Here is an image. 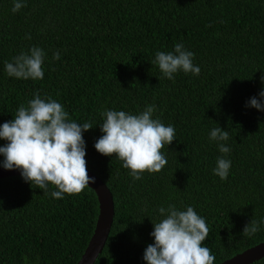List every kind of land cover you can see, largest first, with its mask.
<instances>
[{
    "label": "trees",
    "instance_id": "trees-1",
    "mask_svg": "<svg viewBox=\"0 0 264 264\" xmlns=\"http://www.w3.org/2000/svg\"><path fill=\"white\" fill-rule=\"evenodd\" d=\"M0 0V125L21 104L51 98L69 119L93 128L82 133L87 171L112 194L114 217L94 264H146L160 207L187 206L205 219L202 242L214 264L264 242V226L246 237L243 228L264 218V111L247 107L264 91V0ZM27 39L26 37H29ZM182 43L194 53L199 75L178 71L169 80L152 64L158 51ZM36 46L44 50V77H9L5 62ZM59 51L60 59L53 60ZM175 128L161 151L159 172L133 180L115 156L95 148L105 110L140 113ZM228 130L226 180L213 174L222 154L210 131ZM7 142L0 139V146ZM4 157L0 155V163ZM21 176L0 179V264H76L98 217L95 193L53 198ZM264 264V258L252 263Z\"/></svg>",
    "mask_w": 264,
    "mask_h": 264
},
{
    "label": "clouds",
    "instance_id": "clouds-1",
    "mask_svg": "<svg viewBox=\"0 0 264 264\" xmlns=\"http://www.w3.org/2000/svg\"><path fill=\"white\" fill-rule=\"evenodd\" d=\"M25 6L24 0H13L11 11L16 13ZM45 56L44 50L33 46L13 57L12 62L6 61L4 68L9 77L43 79ZM193 57V52L177 43L174 51L156 52L152 64L158 66L163 77L172 80L178 71L199 75L201 70L193 64ZM52 59H60L59 51L53 53ZM33 97L27 106L18 107L12 120L0 125V139L7 142L0 146V155L4 157L2 166L6 170L19 169L23 180L44 194H48L51 185L56 189L50 193L53 198L78 195L90 182L95 183L87 174L82 136L93 124L70 120L62 104L48 97L41 98L39 92ZM259 97V100L250 98L246 106L264 111V91ZM155 111L156 106L151 104L138 114L116 110L102 113L103 122L99 124L102 136L94 148L103 156H115L134 181L141 179L145 172L161 171L167 164L161 150L176 140L175 128L153 118ZM209 139L217 143L222 154L217 157L213 174L226 180L231 161L224 157L231 149L223 142L229 139V132L217 126L210 131ZM158 212L163 218L152 223L150 235L154 242L143 253L146 264H214L211 250L202 245L209 235V227L193 207L178 210L169 204L166 208L160 207ZM261 226L264 218L252 219L244 226L242 235L251 237Z\"/></svg>",
    "mask_w": 264,
    "mask_h": 264
},
{
    "label": "water",
    "instance_id": "water-1",
    "mask_svg": "<svg viewBox=\"0 0 264 264\" xmlns=\"http://www.w3.org/2000/svg\"><path fill=\"white\" fill-rule=\"evenodd\" d=\"M90 178L95 179V183H89L98 202V217L93 234L85 248L82 256L76 264H94L98 256L102 253L114 217V204L112 194L107 186L93 173L87 171ZM21 176L19 169L6 170L0 163V179ZM264 258V242L245 250L244 252L225 260L220 264H252Z\"/></svg>",
    "mask_w": 264,
    "mask_h": 264
}]
</instances>
